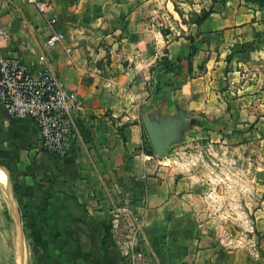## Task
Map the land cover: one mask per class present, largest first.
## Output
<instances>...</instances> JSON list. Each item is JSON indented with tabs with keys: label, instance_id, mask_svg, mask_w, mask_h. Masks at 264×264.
I'll use <instances>...</instances> for the list:
<instances>
[{
	"label": "crops",
	"instance_id": "obj_1",
	"mask_svg": "<svg viewBox=\"0 0 264 264\" xmlns=\"http://www.w3.org/2000/svg\"><path fill=\"white\" fill-rule=\"evenodd\" d=\"M148 10L142 0H52L50 10L42 13L32 3L0 0L5 32L0 56L21 57L36 69L45 54L82 101L65 156L41 150L34 120L12 116L0 103V163L9 170L22 221H31L39 242L55 240L66 259L82 252L81 232L91 238L80 218L88 214L105 227L122 200L142 210V183L156 182L148 173L161 163L145 150L144 108L163 118L183 108L189 120L199 121L201 113L219 116L234 102L243 107L249 98L259 104L264 97V6L219 0L194 38H171L155 30ZM51 18L57 19L55 25ZM55 31L65 37L50 47ZM252 42L256 46L248 59H226L235 44ZM238 65L250 72L242 73ZM235 89L238 97L232 99ZM0 173L6 184L7 173L2 168ZM11 212L0 192V264L10 253ZM176 248L171 264L228 263L219 260L216 247L200 248L190 241ZM89 255L90 250L84 264Z\"/></svg>",
	"mask_w": 264,
	"mask_h": 264
},
{
	"label": "rangeland",
	"instance_id": "obj_2",
	"mask_svg": "<svg viewBox=\"0 0 264 264\" xmlns=\"http://www.w3.org/2000/svg\"><path fill=\"white\" fill-rule=\"evenodd\" d=\"M218 1L142 3L149 6L148 20L155 30L171 38H194L200 19ZM254 46L253 42L235 44L225 57L231 63L248 59ZM237 67L244 74L250 72V67ZM249 78L246 75L245 80ZM234 91L232 99L238 97V90ZM249 100L243 107L234 102L219 116L201 113L162 157L155 154L144 126L153 156L161 161L148 173L156 182L144 183L142 178V210L131 200H122L106 226H101L106 244L100 264H171L177 258L173 252L177 245L190 241L200 248L216 247L219 260L227 264L235 260L264 264V97L259 104ZM0 177L5 178L2 173ZM0 192L12 211L1 183ZM9 222L10 253L4 259L16 264L19 225L13 211ZM30 223L26 217L22 221L27 256L26 260L22 256L23 264H84L92 236L81 232L77 237L82 252L66 259L64 248L51 237L39 242Z\"/></svg>",
	"mask_w": 264,
	"mask_h": 264
},
{
	"label": "built area",
	"instance_id": "obj_3",
	"mask_svg": "<svg viewBox=\"0 0 264 264\" xmlns=\"http://www.w3.org/2000/svg\"><path fill=\"white\" fill-rule=\"evenodd\" d=\"M22 1L34 4L42 13L52 6V0ZM50 21L52 25L57 23L56 18ZM4 34L0 28V36ZM64 37L61 31H55L48 45L55 47ZM38 63L35 69L21 57L0 56V103L10 115L34 120L40 131L41 150L65 156L73 137L74 115L82 109V101L45 54L40 55Z\"/></svg>",
	"mask_w": 264,
	"mask_h": 264
},
{
	"label": "water",
	"instance_id": "obj_4",
	"mask_svg": "<svg viewBox=\"0 0 264 264\" xmlns=\"http://www.w3.org/2000/svg\"><path fill=\"white\" fill-rule=\"evenodd\" d=\"M142 119L152 148L155 154L159 157H162L168 150L169 146L172 145V143H174L175 141L179 140L182 137L184 131L188 127H190L194 122L193 120L191 121L188 119L187 111L182 109H179L176 114L168 118H163L160 116H154L147 108H144L142 113ZM0 168H2L8 176L5 188L8 198L10 200L12 211L19 225V235L16 246L20 247V254L24 258V229L20 211L18 209L16 198L14 196L13 189L11 186L10 173L5 166L0 165ZM19 244L20 246H18ZM16 254L17 251L15 255Z\"/></svg>",
	"mask_w": 264,
	"mask_h": 264
},
{
	"label": "trees",
	"instance_id": "obj_5",
	"mask_svg": "<svg viewBox=\"0 0 264 264\" xmlns=\"http://www.w3.org/2000/svg\"><path fill=\"white\" fill-rule=\"evenodd\" d=\"M251 1H256L261 6H264V0H251ZM212 12H213L212 9L209 12H206L204 17L202 19H200L199 24L202 21H204ZM194 51H195V49L192 48V54L194 53ZM170 69L171 68H168V67L166 68V70H170ZM146 144H149V143L146 141ZM145 150L148 154H153L151 146L148 145V147H146ZM0 164L3 165L2 163H0ZM85 213L87 214L86 211H85ZM87 216L88 217H86L84 219L80 218L79 220H80V222L88 225V227L90 228V230L92 232L91 233V236H92L91 255H90L88 264H100L101 260H102L106 240H105V237H103L101 235V226L99 225V223L92 216H90L88 214H87Z\"/></svg>",
	"mask_w": 264,
	"mask_h": 264
},
{
	"label": "bare ground",
	"instance_id": "obj_6",
	"mask_svg": "<svg viewBox=\"0 0 264 264\" xmlns=\"http://www.w3.org/2000/svg\"><path fill=\"white\" fill-rule=\"evenodd\" d=\"M5 180L6 179H4V178H1L0 177V183L2 184V185H4L5 184ZM26 254H25V256H24V260H26ZM17 264H21V254H20V247H18V251H17ZM24 262V261H23Z\"/></svg>",
	"mask_w": 264,
	"mask_h": 264
},
{
	"label": "flooded vegetation",
	"instance_id": "obj_7",
	"mask_svg": "<svg viewBox=\"0 0 264 264\" xmlns=\"http://www.w3.org/2000/svg\"><path fill=\"white\" fill-rule=\"evenodd\" d=\"M92 233V232H91ZM92 246V245H91ZM90 255H91V249H90ZM90 255H89V258H90ZM89 258H88V261L86 262V264H88L89 262Z\"/></svg>",
	"mask_w": 264,
	"mask_h": 264
}]
</instances>
